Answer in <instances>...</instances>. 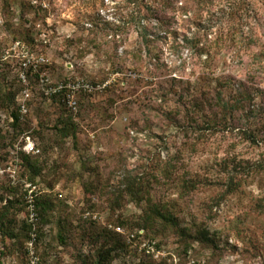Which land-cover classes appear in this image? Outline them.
Instances as JSON below:
<instances>
[{
	"label": "rangeland",
	"instance_id": "1",
	"mask_svg": "<svg viewBox=\"0 0 264 264\" xmlns=\"http://www.w3.org/2000/svg\"><path fill=\"white\" fill-rule=\"evenodd\" d=\"M245 2L253 45L198 83L194 26L150 2L0 0V264H264V0ZM39 75L88 87L71 109Z\"/></svg>",
	"mask_w": 264,
	"mask_h": 264
},
{
	"label": "trees",
	"instance_id": "2",
	"mask_svg": "<svg viewBox=\"0 0 264 264\" xmlns=\"http://www.w3.org/2000/svg\"><path fill=\"white\" fill-rule=\"evenodd\" d=\"M138 1L150 2L151 7L148 10L151 11L150 14L153 16V19L160 24L164 25L166 21L174 19L176 16H182L189 30L194 26L195 30L192 36H185L182 44L189 49L188 62L195 70L193 76H195L198 83H203L214 76L215 69L220 63V57L216 53L218 48L223 47L226 51H229L235 46L244 45L250 48L253 45L251 40L246 37L243 38L242 33V28L246 25L244 20L247 13L245 0H129L130 3H137ZM221 3H224L223 6L218 8L217 6ZM205 13L210 15L209 19L211 23L209 24H203V17H197ZM143 35L141 34V36ZM143 40L145 41V37H142ZM30 76L27 75V79L32 78ZM218 76L216 78L217 81L220 79H234L232 75ZM245 78V81L248 80V75ZM243 87V93L249 94L250 92L247 90L246 84H243ZM160 92L163 98L168 93V91L163 90ZM205 92L202 91L200 94H204ZM208 93L206 92L205 94ZM213 93L216 97L221 94L215 90ZM238 107L241 108L242 105ZM18 120V117L14 115V121ZM27 142H32L29 137L21 143V151L25 159L30 154L28 149L26 152L23 151L27 147ZM154 213L157 218H163L159 210H154ZM165 218L170 221V217ZM96 264H101V262L98 261Z\"/></svg>",
	"mask_w": 264,
	"mask_h": 264
},
{
	"label": "built area",
	"instance_id": "3",
	"mask_svg": "<svg viewBox=\"0 0 264 264\" xmlns=\"http://www.w3.org/2000/svg\"><path fill=\"white\" fill-rule=\"evenodd\" d=\"M19 43H15V46H18ZM41 61H43L42 59H40ZM44 62V61H43ZM36 68V66H35ZM19 78L22 80V82H25V77L21 74L19 76ZM39 81L41 83V85H43L45 87V91L47 94L51 95V94H61L64 99V101H66L67 105L69 108L71 109H75L76 107V92L79 91L81 88L82 89H86L88 86L84 85L82 83L79 82H68V83H58L55 86H49L47 85V79L42 77L41 75H39ZM21 95H22V99L19 101L18 104V112L21 115H25L27 112V108L25 106L24 101L29 97V92L27 89H23L21 91ZM27 140V139H24ZM29 151L30 154H34V153H38V150L36 149V147L34 145H31L30 142H27V147L26 149L23 151ZM34 216V215H31Z\"/></svg>",
	"mask_w": 264,
	"mask_h": 264
}]
</instances>
